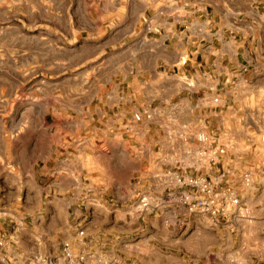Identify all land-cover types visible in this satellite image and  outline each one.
Instances as JSON below:
<instances>
[{
	"label": "crops",
	"instance_id": "obj_1",
	"mask_svg": "<svg viewBox=\"0 0 264 264\" xmlns=\"http://www.w3.org/2000/svg\"><path fill=\"white\" fill-rule=\"evenodd\" d=\"M0 10V48L9 50L7 63L21 73L32 67L40 75L71 70L75 47L96 44L107 80L121 82L122 89L116 119L104 128L119 130L131 158L132 114L140 96L153 98L156 91L167 98L163 112H170L172 96L183 94L179 104L187 112L206 108L204 129L225 148L212 166L193 175L217 178L216 190L231 186L241 214L218 223L187 214L176 196L195 197V191L173 188L172 175L180 172L148 171L135 183L131 172L133 182L124 187L145 192L153 209L134 216L106 213L110 231L91 239L93 250L115 254L120 264H264V150L257 156L248 148L255 142L251 129L264 130V0H0ZM62 49L66 55H59ZM207 96L219 103L205 106ZM189 139L185 134L186 153ZM252 162L258 165H245ZM246 173L252 174L249 184ZM13 253L0 248V260L11 262Z\"/></svg>",
	"mask_w": 264,
	"mask_h": 264
},
{
	"label": "rangeland",
	"instance_id": "obj_2",
	"mask_svg": "<svg viewBox=\"0 0 264 264\" xmlns=\"http://www.w3.org/2000/svg\"><path fill=\"white\" fill-rule=\"evenodd\" d=\"M240 6L244 8V3ZM74 50L71 70L40 75L33 67L26 74L15 70L4 57L9 50L0 48V227L5 234L0 237L6 242L12 239L6 248L14 252L13 262L6 259L0 264H20L21 258H30L19 248L51 255L64 242L78 247L82 241L86 251L99 253L101 248L93 250L91 239L98 241L110 231L106 213L142 212L139 199L147 194L124 187L133 182L131 172L134 183L138 174L148 171L193 175V167L203 164L197 135L216 137L204 129L210 121L205 118L206 108L187 112L179 104L186 99L183 94L172 96L170 112H163L167 98L156 91L153 98H138L140 107L134 113L150 111L152 120L133 122L131 158L119 130L104 128L106 120L116 119L114 104L121 82L107 80L104 56L96 44ZM66 52L62 49L59 55ZM214 98L218 97L207 96L203 103L217 105L219 98L217 103ZM185 134L190 136L188 153ZM262 136L263 129L249 132L255 142H249L248 148L256 149L257 156L264 150ZM252 164L258 162L245 165Z\"/></svg>",
	"mask_w": 264,
	"mask_h": 264
},
{
	"label": "built area",
	"instance_id": "obj_3",
	"mask_svg": "<svg viewBox=\"0 0 264 264\" xmlns=\"http://www.w3.org/2000/svg\"><path fill=\"white\" fill-rule=\"evenodd\" d=\"M214 102L217 103L218 98H214ZM132 120L134 123L150 122L152 120V112L147 110L135 112ZM261 139L264 141V136ZM197 141L201 146L198 156L203 161V164L197 168L193 167L196 171L207 166H212L218 156L223 154L225 150L224 146H219L217 137L209 138L204 133H200L197 135ZM172 177L171 183H173V187H186L195 191V197L187 192L180 193L176 196V202L184 207L187 214L203 215L212 223H218L221 219L239 213L240 200L238 196L229 185L224 186L220 190H216L215 186L219 183L217 178L211 180L207 176L179 173L172 175ZM220 177L222 178L223 175ZM242 177L244 182L249 184L252 179V174L246 173ZM170 192L172 191L170 190ZM172 196L174 197V195ZM138 208L142 211L153 209L147 195L139 199ZM80 235L78 236L82 239L83 237ZM6 245L7 242L4 239H0V248L6 247ZM86 247V244L82 241H80L78 247L70 242H64L59 245L54 254H35L30 256L29 259L33 264H120V259L115 254H107L103 250L99 253L91 250L86 251Z\"/></svg>",
	"mask_w": 264,
	"mask_h": 264
}]
</instances>
